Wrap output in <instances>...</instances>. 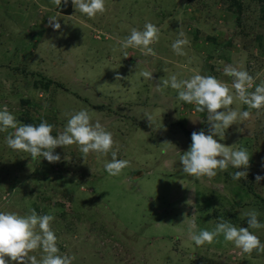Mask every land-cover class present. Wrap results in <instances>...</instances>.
<instances>
[{
    "label": "rangeland",
    "instance_id": "1",
    "mask_svg": "<svg viewBox=\"0 0 264 264\" xmlns=\"http://www.w3.org/2000/svg\"><path fill=\"white\" fill-rule=\"evenodd\" d=\"M105 7L90 19L73 6L62 15L51 0H0V109L7 105L23 124L46 120L54 136L67 114L87 110L113 134L118 158L130 162L113 177L103 167L110 153L83 161L75 144L55 149L60 162L32 160L0 132V211L54 216L59 254L74 256L72 264H264V253H242L222 235L199 247L189 235L190 225L211 231L221 219L247 227L242 213L249 210L264 222V180H255L264 176V108L235 100L231 107L251 117L230 126L224 140L214 137L248 150L247 179L233 180L230 166L198 180L183 174L179 157L193 131L207 134V113L179 101L170 87L155 89L172 74L187 79L195 72L231 87L227 64L260 74L255 84L264 80V0H105ZM53 16L60 30L48 26ZM147 22L160 29L151 45L157 55L128 48L124 57L118 41ZM180 31L190 42L186 56L171 49ZM141 71L152 72L153 81ZM116 72L127 79L116 81ZM249 231L264 243V229ZM30 255L39 260L42 252Z\"/></svg>",
    "mask_w": 264,
    "mask_h": 264
},
{
    "label": "clouds",
    "instance_id": "2",
    "mask_svg": "<svg viewBox=\"0 0 264 264\" xmlns=\"http://www.w3.org/2000/svg\"><path fill=\"white\" fill-rule=\"evenodd\" d=\"M70 1L75 10L93 19L97 14L106 11L105 0H51V3L60 9L67 6ZM48 26L53 30H60L58 16L49 17ZM160 29L153 23L147 22L143 30L132 28L130 34L119 40L120 50L128 48L138 49L144 56L155 57L157 55L151 45L159 41ZM189 40L183 31L178 33V38L171 44V49L177 56H186L185 46ZM124 57H128L124 51ZM225 76L231 77V87L221 82L215 76L201 75L195 72L187 79H178L177 74H172L167 79L155 82L156 91L166 88L176 90L177 99L187 104L195 105V110L200 113H207V134L203 129L193 131L191 134L192 143L189 149L179 157L182 172L185 175L196 179L207 177L209 180L217 175V170L227 171L231 166L236 169L231 174L233 180L247 179V169L250 167V155L244 147L234 148L225 146L214 137L220 140L225 139L227 129L233 124L248 120L251 117L249 110H260L264 108V80L255 84V79L246 70L232 64L225 65L223 69ZM139 75L146 80L153 81V73L141 71ZM127 79L119 72L115 74V80ZM254 90L249 91V89ZM235 100L246 105L249 110L233 109ZM66 125L57 135H53L54 125L46 120L39 125L23 124L16 120V117L9 112L7 105L0 109V132H8L5 137L6 145L14 151H23L30 154L32 160L43 157L49 163L61 161V156L55 152L57 147L66 148L71 145H78L82 153L83 161L90 154L95 153L97 157L111 154V159L104 162V169L110 176H119L123 170L130 166L126 159H119L117 150H113L115 141L113 134L107 131L99 120L92 122L87 110H79L67 114ZM149 127H154L156 121L152 114L144 113ZM161 127H157L159 129ZM11 129L12 131H8ZM169 145L171 142L162 143ZM166 151V149H165ZM66 159V158H65ZM237 169H244L239 170ZM256 183L264 180V176L256 175ZM191 201V200H189ZM246 218L247 227H236L229 221L221 219L211 231H192L195 224L189 226L190 239L199 247L204 244H211L214 240L223 236L225 242H231L235 248L242 253L251 254L254 250L260 254L264 253V243L249 229H264V222L259 219V212L249 210L242 213ZM55 219L52 215H38L33 209L30 215L21 216L12 212L0 211V264H72L74 256L61 255L57 246V237L50 227V222ZM41 250L42 255L38 260L30 253Z\"/></svg>",
    "mask_w": 264,
    "mask_h": 264
},
{
    "label": "water",
    "instance_id": "3",
    "mask_svg": "<svg viewBox=\"0 0 264 264\" xmlns=\"http://www.w3.org/2000/svg\"><path fill=\"white\" fill-rule=\"evenodd\" d=\"M59 13L62 14V15H69L71 13V10H70V1L68 3L67 6H63V3L59 9Z\"/></svg>",
    "mask_w": 264,
    "mask_h": 264
},
{
    "label": "trees",
    "instance_id": "4",
    "mask_svg": "<svg viewBox=\"0 0 264 264\" xmlns=\"http://www.w3.org/2000/svg\"><path fill=\"white\" fill-rule=\"evenodd\" d=\"M237 24H238V21H236L235 25H237Z\"/></svg>",
    "mask_w": 264,
    "mask_h": 264
}]
</instances>
